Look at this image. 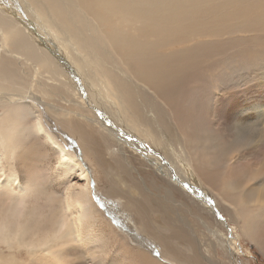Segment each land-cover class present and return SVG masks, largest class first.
Masks as SVG:
<instances>
[{
  "label": "bare ground",
  "instance_id": "bare-ground-1",
  "mask_svg": "<svg viewBox=\"0 0 264 264\" xmlns=\"http://www.w3.org/2000/svg\"><path fill=\"white\" fill-rule=\"evenodd\" d=\"M0 80V264H222L150 166L264 255V0H0ZM97 169L158 249L124 252Z\"/></svg>",
  "mask_w": 264,
  "mask_h": 264
},
{
  "label": "rangeland",
  "instance_id": "rangeland-1",
  "mask_svg": "<svg viewBox=\"0 0 264 264\" xmlns=\"http://www.w3.org/2000/svg\"><path fill=\"white\" fill-rule=\"evenodd\" d=\"M106 7L107 8L105 10V13L107 14V16L109 17L110 13L111 15H113L112 13L115 10L113 8L112 10H110L109 5H107ZM157 7L158 6H155V8ZM168 8L171 9V7H168ZM113 16H116V20L118 22L122 14L121 12H116ZM133 22L136 23V20L133 19ZM6 83L8 82L6 81ZM56 160H57L56 156L52 154L51 159H50V164H49V167L52 170L51 188L53 187L54 190L62 191L64 188L62 186V179L64 176L60 175L61 170L56 169V165H57ZM87 163H88V167L91 169L90 167L91 165L89 164V162ZM15 167L19 174L20 180L22 182L24 180L23 178L24 172L21 170L19 171L20 168L17 166V164L15 165ZM137 171L139 174L141 173L139 175L140 180L144 181L145 179V182L148 183L149 189H151L153 193H155L153 191V187L158 185L156 186L157 188L161 185L160 186L161 190H163L164 192V189H165V192L168 193L166 194L171 197V199L168 198L167 201L169 203H173V199H175L174 202L177 204H180V207L178 210L180 212H177V213L182 218V222H183L182 225L184 226L185 223L189 225V227H186V228L190 229V232L194 234V237L198 241L199 245L202 246L201 250L203 251L205 249L203 251L205 256L212 257L218 262L224 259L223 262H221L222 264H264V255L261 253V251L257 248V246L253 242L245 238L244 235L238 229L237 230L235 229L238 226H237V222L235 221L234 214L229 209V207L225 203H223L220 197L216 195L214 191L208 190L209 195L212 196V199H213L212 201H214L213 208L209 209L210 207L208 208L206 205H204V203L200 202L199 200L200 197H198L197 194H195L192 190H190V188L184 189L179 184L172 183L167 178H164L160 174L155 172L152 166L148 167V169L142 167L141 169H137ZM98 172H99L98 169L92 170L91 172V177H92L91 184H90L91 186L90 192L92 193L91 197L96 203L102 202V204L105 205L107 209H109V211L111 210L110 212L113 214L112 216L114 217L116 224H118V227L120 229L122 228V230L124 229L123 231H126L127 235H129L127 236V238H130L128 240L129 241L128 246H125L126 248L123 246L124 252L127 254H129V252L131 253L132 245L129 243L132 242V239L133 241L142 240L144 243L145 242L147 243V247L158 249L156 248L152 240L153 237L148 232L143 231L144 232L143 233L141 231L142 228L137 222L136 215L134 213L132 214L133 211H131L130 213V208L128 209V207H125L120 198L111 197V196L109 197V196L103 195L104 189L106 185L108 184L107 183L108 180L106 179L104 173L101 170H100V173ZM3 181H4V176H1L0 174V183ZM101 181L103 184L101 183ZM95 192H97V194ZM99 193L101 194L99 195ZM180 202H182V204ZM125 210H128V211L124 212ZM128 213H130L129 216H128ZM198 216L204 219L205 222H201ZM130 217L132 218V220ZM153 217H155V215H153ZM187 217H189L190 221H193V222H189ZM220 218H222L223 221H226L230 225L231 230H229L227 227H225L221 223ZM130 221L133 223H131ZM152 225L156 227L157 224L156 222H152ZM105 227L108 228L104 224L100 225L101 229H105ZM131 232L133 234H131ZM213 232L215 233V235L213 234ZM225 239L228 240L230 245L225 243ZM229 249L233 251H231L230 253ZM214 252H217V254ZM24 254H25L24 251L21 250V251H18L15 255L19 258H25ZM201 263L211 264V263H208L206 259L204 261H201Z\"/></svg>",
  "mask_w": 264,
  "mask_h": 264
}]
</instances>
